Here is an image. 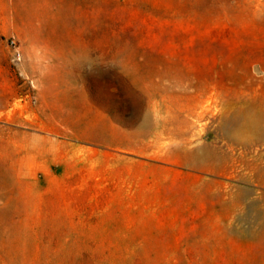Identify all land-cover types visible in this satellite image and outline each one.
Instances as JSON below:
<instances>
[{
  "label": "rangeland",
  "instance_id": "obj_1",
  "mask_svg": "<svg viewBox=\"0 0 264 264\" xmlns=\"http://www.w3.org/2000/svg\"><path fill=\"white\" fill-rule=\"evenodd\" d=\"M0 264H264V0H0Z\"/></svg>",
  "mask_w": 264,
  "mask_h": 264
},
{
  "label": "built area",
  "instance_id": "obj_2",
  "mask_svg": "<svg viewBox=\"0 0 264 264\" xmlns=\"http://www.w3.org/2000/svg\"><path fill=\"white\" fill-rule=\"evenodd\" d=\"M12 44H15V42H14V41H12Z\"/></svg>",
  "mask_w": 264,
  "mask_h": 264
}]
</instances>
